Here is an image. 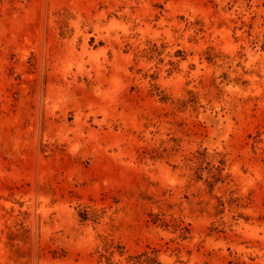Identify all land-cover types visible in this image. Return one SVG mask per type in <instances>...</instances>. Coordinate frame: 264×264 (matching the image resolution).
I'll return each instance as SVG.
<instances>
[{"label": "rangeland", "instance_id": "374dc122", "mask_svg": "<svg viewBox=\"0 0 264 264\" xmlns=\"http://www.w3.org/2000/svg\"><path fill=\"white\" fill-rule=\"evenodd\" d=\"M0 264H264V0H0Z\"/></svg>", "mask_w": 264, "mask_h": 264}]
</instances>
